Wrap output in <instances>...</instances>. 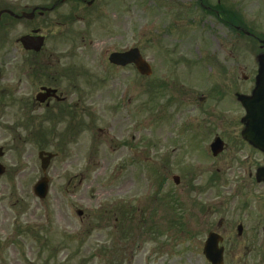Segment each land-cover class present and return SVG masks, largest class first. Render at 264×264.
Instances as JSON below:
<instances>
[{"label": "rangeland", "instance_id": "obj_1", "mask_svg": "<svg viewBox=\"0 0 264 264\" xmlns=\"http://www.w3.org/2000/svg\"><path fill=\"white\" fill-rule=\"evenodd\" d=\"M219 1L227 7H233L235 2V22L262 38L264 0ZM37 2L27 0L26 3ZM196 2L94 0L90 9L84 7L75 12L78 18L73 22H69L73 3L58 9L55 16L60 24L53 29L54 33L62 30L72 32L73 36L75 33V62L82 60L91 70L90 139L76 147L78 153L72 157L70 154L76 151L72 150L69 140L67 143L65 127L61 124L49 127L51 135L45 133L47 125L44 124L42 132L46 136L40 135L39 142L38 135L36 140L26 136L21 144V139L11 133L10 141L20 145L17 154L21 157H15L11 150L10 164L15 162L17 167L25 168L11 172L6 178L7 187L0 189V264H203L197 247L201 237L170 233L153 236L158 231L155 224H162L164 220L159 221L161 208L159 217L150 223L155 205L162 201L161 197L153 203L151 195L162 194L165 186L157 184L152 173L163 165L162 156L152 154L150 149L141 153L135 149L140 157L128 171L132 181L130 185L123 183V201L126 208L128 203L131 205L132 216L118 215V220H114L105 211L120 201L116 190L126 180L127 172L119 173L118 153L114 151L119 139L130 141L142 151L141 147L149 148L152 144L163 149L164 140L179 141L181 147L182 140L188 139V130L191 135L195 131L203 134L185 123L204 122L206 126L208 94L198 107L203 112L197 114L191 109L197 103L186 97L165 109L166 91L170 88L175 91L184 85L206 93L208 88L223 84L226 70L234 76L236 87L241 90L249 87L241 75H253L254 57L259 52L257 41L242 31L216 23L196 8ZM208 4L214 5L215 0H209ZM241 4L249 11H242ZM66 22L69 23L63 26ZM20 32L21 28H16V34ZM81 38H84V48L77 45ZM132 46L138 47L148 61L151 76L142 77L132 67L118 69L107 63L105 58L110 51ZM230 111L236 121L242 115L235 105ZM190 116L194 120L187 122ZM214 124L210 134L219 133V122ZM30 128L27 126L26 131ZM108 128L111 131L107 135L100 132ZM18 131L24 139L23 129L20 127ZM39 147L58 154L46 169L49 185L43 200H38L33 193V186L42 177L37 159ZM199 147L197 142L198 156L207 158ZM186 149L183 158L179 155L183 153L170 150L171 170L180 171L175 166L181 164L180 167L200 173L194 180L205 187L207 175L205 171L194 170V151L188 146ZM199 162L207 165L205 161ZM212 165L209 159V166ZM177 174L182 179L183 174ZM184 177L186 181L190 178L186 172ZM78 209L83 212L80 219L76 215ZM193 217L195 221V214ZM260 255L253 246L251 264H259Z\"/></svg>", "mask_w": 264, "mask_h": 264}, {"label": "flooded vegetation", "instance_id": "obj_2", "mask_svg": "<svg viewBox=\"0 0 264 264\" xmlns=\"http://www.w3.org/2000/svg\"><path fill=\"white\" fill-rule=\"evenodd\" d=\"M26 2L0 0V189L8 183L6 178L11 172H21L25 168L22 170L15 162L14 165L10 164L11 150L15 152V157L20 155L17 154L20 145L10 141L11 133L21 139L23 144L26 136L34 139L39 131L42 132L43 124L47 128L61 124L65 127L64 132L72 150L76 151L70 154L72 157L78 153L76 147L90 139L91 70L85 67L82 60L75 62V33L74 36L68 30L54 33L53 29L60 24L55 15L66 3H73L69 19V22H73L78 18L75 12L84 7L90 9L94 0L92 4H88V0H38L34 5ZM215 3V6H203L200 10L224 28L233 27L234 2L233 7H227L219 0H215ZM69 22L63 23V26ZM18 27L22 32L16 34ZM24 36L30 39L33 48L25 49L19 43V39ZM77 45L84 48V38ZM222 78L223 84H218L214 87L217 91L207 96L217 100L214 106H207L206 126L204 122L187 125L203 134H197L194 130L195 134L191 135V130H188V139L182 140L181 147L179 141L172 140V149L183 153L180 154L182 158L187 152L186 146L197 153L195 143L198 142L203 152L204 148L210 149L212 141L219 140L221 152L212 158V180L204 187L203 183L181 181L178 177V184H174L177 191L171 190L168 159L172 144L167 140H164L163 149L158 151L163 157V165L157 180L165 186V206L167 209L173 206V227L180 235L206 238L209 233H214L219 241L218 246L222 248L223 264H251L250 250L257 246L261 252L259 264H264V184L257 182L254 177L257 168L264 166V156L251 150L241 139L240 120L236 121L230 115L233 106L238 107L235 92L249 93L254 72L252 76L241 75L243 81L249 84L243 90L234 85L231 71H224ZM186 94L182 92V97L197 103V106L191 105L193 112H203L198 107L206 96L196 92L195 95L192 92ZM193 120L192 116L188 117V121ZM215 121L219 122L221 128L219 133L210 134ZM27 126H31L29 131H26ZM20 127L24 131V139L20 137ZM129 143L120 141L116 146L119 173L127 172L124 177L126 180L117 189L120 194L124 193L123 183L130 185L132 177L128 171L137 162V157H133L134 152L128 153L129 156L123 160V150L127 152ZM154 147L152 144L151 148ZM180 166L175 167L180 168L184 176L186 168ZM193 183L198 186H193ZM187 190L195 195L194 199H187ZM184 204L192 214L181 213L182 210L187 212V209H182ZM129 216H132L131 211ZM203 238L199 246H202ZM205 264L209 263L205 260Z\"/></svg>", "mask_w": 264, "mask_h": 264}, {"label": "water", "instance_id": "obj_3", "mask_svg": "<svg viewBox=\"0 0 264 264\" xmlns=\"http://www.w3.org/2000/svg\"><path fill=\"white\" fill-rule=\"evenodd\" d=\"M109 61L113 64L126 65L133 62L137 70L144 75L150 73L149 67L142 61L137 50H131L126 53H114L109 57ZM258 66L255 85L250 96H238V100L246 110V115L242 119L245 125L243 129V138L254 148L264 153V53L256 57ZM41 159V169L46 170L51 155L46 154L44 158L39 154ZM258 180L264 182V169L258 172ZM34 192L40 198H43L47 192V180L41 179L34 187ZM205 253L211 260L213 251L206 246ZM220 260V252H216Z\"/></svg>", "mask_w": 264, "mask_h": 264}]
</instances>
